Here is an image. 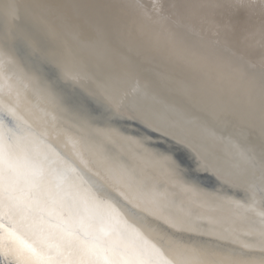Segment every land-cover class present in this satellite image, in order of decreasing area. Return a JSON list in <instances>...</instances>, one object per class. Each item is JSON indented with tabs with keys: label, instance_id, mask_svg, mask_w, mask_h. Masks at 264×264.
<instances>
[{
	"label": "water",
	"instance_id": "95a60500",
	"mask_svg": "<svg viewBox=\"0 0 264 264\" xmlns=\"http://www.w3.org/2000/svg\"><path fill=\"white\" fill-rule=\"evenodd\" d=\"M41 1L42 5H39L50 17L60 23V20L68 21V14L62 5L52 0ZM172 1L177 4L174 7L178 12L182 13L185 7H190L188 0H164L162 6L167 8ZM13 3V0H0V64L4 65L8 75L36 85L60 103L62 110L58 108L59 113L67 119L62 116L64 123L77 131L83 128L93 130L112 156L138 172L148 183L162 182L164 187L166 183L171 184L177 198L197 209L204 207L223 221L229 216L222 211L221 204L232 205L234 199L250 200L255 194L246 193L237 184L218 179L191 146L160 128L150 126L133 110L122 107L117 110L121 115L109 112L110 108L115 109L114 105L100 95V90L90 81L77 77V72H83L66 59L72 56L79 61L85 70L77 66L90 77H110L115 73L114 69L99 58L90 61V57L80 55L69 38L60 41L61 46L71 54L66 56L41 33L40 26L36 24L38 19L34 18L35 21L16 15ZM129 4L131 6L123 5L132 9L138 7V3ZM202 4L207 9V0ZM222 6L211 5L208 8L220 9V18H228L231 9ZM151 9L146 8L145 12L162 24L172 37L188 46L194 42L201 44L205 52L224 61L233 75L252 81L256 95L264 93V51H253L254 56L244 53L239 45L230 46L215 41L205 43L186 27L175 24L171 17L155 18L152 13H158ZM253 16L248 14L249 22ZM99 22L107 25L105 20ZM238 23L248 22L238 19ZM130 40L145 46L138 38ZM62 47L60 49L65 52ZM86 47L100 56L93 48ZM139 48L144 47L139 45ZM130 67L133 68L132 65ZM129 71L133 73L130 77L134 80L138 75L133 69ZM186 71L188 75L198 77L197 72ZM146 88L147 85L142 83L143 91L140 92L144 97L145 94L150 96L146 99L158 112L176 120L175 124L194 132L199 139H212V135L221 140L222 144L218 141L210 144L222 155L223 162L234 166L237 172L256 174L254 178L257 182L264 181V173H259L264 166V156L245 149L248 155L245 157L238 142L179 114L156 99ZM202 89L210 91V87ZM3 97L0 92V135L13 153L14 207L11 215L8 207L0 212V235L7 239L8 223H13L18 228V247L22 254L17 256L6 252L0 255V264H49L50 260L56 259L71 261L72 264H112L114 261L116 264H264V248L243 245L237 239L205 231L175 228L159 212L155 215L135 204L121 189L106 182L93 165L79 162L73 153L49 135L22 121ZM262 108L264 105L246 113L264 123V117L259 112ZM259 196L264 201V197ZM261 232L264 234V230Z\"/></svg>",
	"mask_w": 264,
	"mask_h": 264
},
{
	"label": "bare ground",
	"instance_id": "6f19581e",
	"mask_svg": "<svg viewBox=\"0 0 264 264\" xmlns=\"http://www.w3.org/2000/svg\"><path fill=\"white\" fill-rule=\"evenodd\" d=\"M52 1L66 9L67 22L59 19L60 23L50 17L41 6V0H13V8L20 17L25 16L30 20L37 18L40 32L66 56L71 54L61 46L60 41L69 38L80 55L90 57V61L99 58L114 69L112 77L94 74L95 77H90L77 66L80 65L79 61L72 56L73 60L66 59L84 73L77 72V77L90 81L100 90L99 94L114 105L116 110L110 108L109 112L121 115L117 110L122 107L133 110L150 126L160 128L191 146L218 179L237 184L246 193L255 194L251 195L250 200L234 199L232 205L221 204L222 211L229 216L224 221L204 207L197 209L185 203L175 196L171 184L166 183L165 187L159 181L150 184L138 172L112 156L104 141L93 130L77 128L82 129L77 131L64 123L65 117L59 113L60 103L36 85L19 76L20 79L8 75L4 65L0 64V92L15 115L49 135L61 147L73 153L79 162L93 165L106 182L121 189L135 204L138 203L152 214L159 212L173 227L192 232L205 231L223 238L237 239L243 245L264 248V234L261 232L264 230V201L259 196L264 197V181L257 182L254 178L256 174L237 172L234 166L223 162L222 155L210 144L217 141L222 144L221 140L212 135V139H199L194 132L175 124L176 120L158 112L146 99L150 96L145 94L144 97L140 92L143 91L142 83H145L146 89L164 105L238 142L242 145L241 152L245 157H248L245 149L264 156L263 120L246 113L249 109L264 105V93L256 95L252 81L233 75L232 69L224 61L205 52L201 44L194 42L188 46L178 41L145 12L146 8H152L151 11L156 10L158 13H152L155 18L171 17L175 24L186 27L205 43L215 41L230 46L239 45L244 53L256 56L252 54L253 51H264V39L260 37H264V0H207V9L202 4L204 0H188L190 7H185L182 13L176 10L174 5L177 4L173 1L167 4V8L166 5L162 6L164 0ZM212 1L217 6L224 5L231 9L230 15H226L228 18H220V9L214 12L208 8L213 5ZM130 2L138 3V7L132 9L129 7ZM123 4L129 5V8ZM233 7L238 8V12ZM248 14L254 15L250 22ZM238 19L248 23L239 25ZM99 20H105L109 27L105 23L102 25ZM76 22L82 27L79 28ZM131 38H138L145 46L131 41ZM139 45L144 48H139ZM97 66L100 67L99 64ZM132 69L138 75L134 80L130 77L133 73L129 70ZM101 70L104 72L105 69ZM186 70L197 72L198 77L188 75ZM204 87H210V91L202 89ZM259 112L264 117V108ZM183 123L188 124L185 121ZM216 147L220 148L218 145ZM263 169L264 166L260 168V174L264 173Z\"/></svg>",
	"mask_w": 264,
	"mask_h": 264
},
{
	"label": "snow or ice",
	"instance_id": "6c2138e0",
	"mask_svg": "<svg viewBox=\"0 0 264 264\" xmlns=\"http://www.w3.org/2000/svg\"><path fill=\"white\" fill-rule=\"evenodd\" d=\"M13 153L12 148L6 145L3 136L0 135V212L5 207H8L11 215V210L14 207V189H13ZM18 228L11 222L8 223L7 239L3 235H0V255H4L6 252L13 255H21L22 250L18 247L19 236L17 235ZM26 248H31L25 245ZM49 264H72L71 261H65L62 259L50 260ZM116 264V262H112ZM131 264V262H129Z\"/></svg>",
	"mask_w": 264,
	"mask_h": 264
},
{
	"label": "rangeland",
	"instance_id": "374dc122",
	"mask_svg": "<svg viewBox=\"0 0 264 264\" xmlns=\"http://www.w3.org/2000/svg\"><path fill=\"white\" fill-rule=\"evenodd\" d=\"M212 4L215 5V6H217V3L214 2V1H212ZM236 4H238V3H236ZM212 10H213L214 12L217 11V10H215V9H212ZM233 10H234L235 12H238V8H236V7H233ZM209 14H210V13H209ZM260 37L264 39L263 35H260Z\"/></svg>",
	"mask_w": 264,
	"mask_h": 264
}]
</instances>
